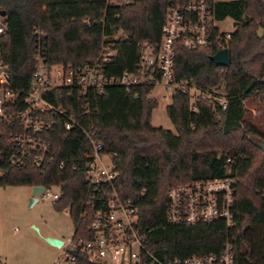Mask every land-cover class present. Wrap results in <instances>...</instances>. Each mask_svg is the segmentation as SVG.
<instances>
[{
    "label": "trees",
    "instance_id": "16d2710c",
    "mask_svg": "<svg viewBox=\"0 0 264 264\" xmlns=\"http://www.w3.org/2000/svg\"><path fill=\"white\" fill-rule=\"evenodd\" d=\"M0 0V12H6L8 33L0 39L11 82L27 91L35 70L34 29L47 33L46 59L52 64L78 66L95 59L104 36L119 31L117 62L107 67L108 75L121 77L134 71L139 62L140 45L160 41L170 0ZM205 1L214 6L215 20L231 18L236 30L225 42L223 34L213 30V42L207 48L188 51L176 48L177 80L193 79L204 91L223 89L228 97L227 110L213 101L199 100L197 112H191V99L177 92L168 107V118L176 134L151 124L157 102L148 99L151 88L139 91V100L123 88L111 87L103 94H90L91 114L84 103L68 93L53 96L52 103L72 112L86 131L95 129L105 152L115 155L118 170L116 185L124 198H131L140 213L139 230L145 238L146 259L152 256L170 261L220 254L229 237L234 240L236 264H264V153L253 141L264 134L247 123L245 101L264 93V0H179L181 4ZM92 23L91 26L85 24ZM229 49L230 64L217 68L212 57ZM44 138L56 153L55 164L43 173L31 165L8 169L2 187H56L62 199L58 211L70 209L75 237L91 238L90 219L82 218L88 196L85 162L82 156L90 145L83 131H65L60 126ZM260 153L262 159L256 157ZM60 161H65L64 169ZM234 177L237 201L234 223H197L195 226L170 225L166 207L168 192L182 184Z\"/></svg>",
    "mask_w": 264,
    "mask_h": 264
},
{
    "label": "built area",
    "instance_id": "2783aa9c",
    "mask_svg": "<svg viewBox=\"0 0 264 264\" xmlns=\"http://www.w3.org/2000/svg\"><path fill=\"white\" fill-rule=\"evenodd\" d=\"M110 1V0H108ZM135 0H123L125 4ZM170 0L160 41L140 45L139 62L134 71H125L121 77L108 75L107 67L118 59L116 42L124 34L119 31L104 36L103 45L95 59L85 64L65 66L50 64L46 59L47 33L34 29L35 70L31 86L27 91L14 88L6 64L5 49L0 43V187L3 186L9 168L20 169L31 165L43 173L55 164L56 153L44 138L57 127L65 131L79 129L84 132L90 148L82 156L85 162V180L88 198L83 206L82 218L90 219L87 232L91 238L74 237L62 246L53 264H236L234 240L228 237L220 254L179 258L170 261L152 256L146 259L145 238L139 230L140 213L131 198H124L116 185L119 176L114 162L115 155L106 153L105 146L97 139L95 129L86 131L77 122L75 115L62 105L52 103L53 96L68 93L83 102V110L91 114L90 94H103L107 88H123L127 95L139 100L142 88H151L149 102L154 90L162 87L172 98L177 92L191 99V112L199 100L213 101L227 110L228 97L219 88L204 91L193 79L177 80L175 73L176 48L178 45L188 51L207 48L213 42V30L218 29L214 6L205 1H191L181 4ZM117 4V0L111 1ZM91 26L92 23L86 21ZM6 17L0 15V39L8 33ZM225 42L231 33L223 34ZM226 48V47H225ZM224 48V49H225ZM64 169L65 161H60ZM236 179H214L182 184L168 192L166 207L167 222L170 225L195 226L203 222H225L227 228L234 223V205L237 201ZM39 201H52L53 206L62 198L59 186L44 187ZM58 192L52 194L51 190ZM264 199V189L260 191ZM66 211L70 215V209ZM72 252H76L74 255ZM0 264H3L0 261Z\"/></svg>",
    "mask_w": 264,
    "mask_h": 264
},
{
    "label": "rangeland",
    "instance_id": "374dc122",
    "mask_svg": "<svg viewBox=\"0 0 264 264\" xmlns=\"http://www.w3.org/2000/svg\"><path fill=\"white\" fill-rule=\"evenodd\" d=\"M220 31L233 33L235 21L227 18L217 23ZM259 30V36L263 34ZM224 93L223 89H218ZM152 98L157 109L152 113L151 124L156 129L163 128L176 134V129L168 118V107L172 98L164 99L171 93L162 87L154 90ZM248 110L247 123L264 134V93L245 101ZM256 157L262 159L260 153ZM58 192L57 188L51 190ZM32 188L0 187V261L3 264H53L61 250L50 246L46 238L58 237L68 244L74 237L75 225L66 211H58L52 201H39L31 207Z\"/></svg>",
    "mask_w": 264,
    "mask_h": 264
},
{
    "label": "water",
    "instance_id": "95a60500",
    "mask_svg": "<svg viewBox=\"0 0 264 264\" xmlns=\"http://www.w3.org/2000/svg\"><path fill=\"white\" fill-rule=\"evenodd\" d=\"M0 15L3 17H6V12L2 11L0 12ZM212 61L214 62L215 66L217 68H226L230 64V54H229V49L225 48L219 52H217L213 57ZM253 144L260 149L264 153V140H259V141H253ZM44 191V188L41 186L38 187H33L32 188V197H31V207L34 206L35 204L39 203V198ZM46 242L54 247L61 249L62 246L64 245V241L61 240L60 238H46ZM74 255L76 252H72Z\"/></svg>",
    "mask_w": 264,
    "mask_h": 264
},
{
    "label": "crops",
    "instance_id": "0c3cea01",
    "mask_svg": "<svg viewBox=\"0 0 264 264\" xmlns=\"http://www.w3.org/2000/svg\"><path fill=\"white\" fill-rule=\"evenodd\" d=\"M74 231H75V230H74ZM51 238H56V237H51ZM57 238H58V237H57ZM57 238H56V239H57Z\"/></svg>",
    "mask_w": 264,
    "mask_h": 264
}]
</instances>
